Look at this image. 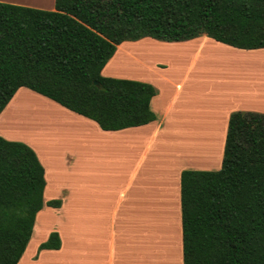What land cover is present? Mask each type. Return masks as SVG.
<instances>
[{"label": "trees", "instance_id": "16d2710c", "mask_svg": "<svg viewBox=\"0 0 264 264\" xmlns=\"http://www.w3.org/2000/svg\"><path fill=\"white\" fill-rule=\"evenodd\" d=\"M202 35L264 49V0H55L54 11L0 3V113L25 87L103 131L146 125L157 90L101 70L123 42ZM44 185L34 151L0 137V264L21 257ZM180 199L183 264H264V114L229 115L221 168L182 171ZM59 245L51 233L39 249Z\"/></svg>", "mask_w": 264, "mask_h": 264}, {"label": "crops", "instance_id": "0c3cea01", "mask_svg": "<svg viewBox=\"0 0 264 264\" xmlns=\"http://www.w3.org/2000/svg\"><path fill=\"white\" fill-rule=\"evenodd\" d=\"M0 3L55 10V0ZM158 49L170 55V62L149 59ZM214 50L231 52L227 53L229 56L241 55L237 59L264 54V49H237L205 35L171 43L142 38L116 47L101 75L148 83L157 90L149 104L156 119L138 127L103 131L94 121L28 88L21 87L14 93L0 113V122L11 111L18 118L19 110L24 111L26 119L25 105H29L33 112V116L28 115L33 125L30 131H36L38 125L40 133L38 115L46 114L44 137L22 140L43 167L45 185L43 207L35 216L30 238L17 264H183L181 172L218 171L229 115L235 111L264 114V107L234 105L212 121L213 96L205 88L203 93L198 92L195 79L192 82L187 71L178 76L175 62L183 51L192 52L194 62L202 52L214 56ZM123 62L126 69L135 67L145 72L139 76H131L129 70L123 73L117 69ZM232 88L235 91L236 87ZM0 128H4L3 123ZM0 137L14 141L2 131ZM200 138L213 141L211 146L218 150V155H209L205 162L196 163L188 150L183 152L180 147ZM49 201H59L60 206L49 207ZM51 233L58 235L59 248L40 250Z\"/></svg>", "mask_w": 264, "mask_h": 264}, {"label": "rangeland", "instance_id": "374dc122", "mask_svg": "<svg viewBox=\"0 0 264 264\" xmlns=\"http://www.w3.org/2000/svg\"><path fill=\"white\" fill-rule=\"evenodd\" d=\"M228 51H230V50H228ZM212 53L214 56H211L210 52H207V53L202 52L199 55H197L195 61L193 62L192 52L191 53H188L185 51L181 52V55L179 57L180 59L178 60V62H175V64L178 66V69L175 70V73L178 74V76H179L182 72L187 71V73H190V78H192V82H193V78L195 79L194 80V83H195L194 87L198 90V92L203 93L204 92L203 89L205 88L207 90V92H209L213 96L212 107L214 109H213V116H211V117H212V121H216L220 115V114L218 115V113L221 112V116H222V111H224L228 106L255 105V104H250V103H243L240 100L241 98H237V96L234 94V91H233L234 89L232 87H236V88H238V87L233 86L232 81L230 80V78L232 77V70H230V69L231 68H240L241 70H238V71L242 74V77L245 80H247L246 83L247 82L249 83L250 80H252V78H253V77H251L253 75H249V73H251V72H253L254 74L255 73L260 74V76L262 78H264V72H261V71H264V62H263L264 61V54L255 56L253 58H246L243 56L242 58L237 59V56H241V55L232 54L234 56H229V54H227V53H231V52L225 53V52L219 51V50L218 51L214 50ZM152 54H153V56L149 59L162 58V59H165L168 62H170L168 60L170 55L165 54L160 49L155 50ZM120 65L122 67H118L117 69H121V70H125V71L129 70V73L131 74V76H135V75L139 76L140 74L145 72L144 70L140 71L139 69H137L135 67H133L132 69H130V68L126 69V68H124L125 67L124 62L121 63ZM234 72H236V71H234ZM143 76H147V75L144 74ZM229 84L232 85V87L229 86ZM235 101H236V103L234 104ZM25 106H28V114L26 113L27 115H25L26 119H24V116H23L24 111L19 110V111H16L18 118L15 117V112L11 111V112H9V114H7V116L5 118L3 117L1 122H0V124H2V123L4 124V128L3 129L0 128V131L4 132L10 138H13L14 141H19L22 143H23V141H22L23 139L28 140L30 137H35V138L41 137V138H43L44 134H43L42 130H43V126H45V123H46V114L44 112H41L38 115L39 119H37V121H39L41 132L39 133V128L37 125L36 131L33 130V133H32L30 131V127H33V125H31L29 123L31 118L28 117V115L33 116V112L31 114V110H30L29 105H25ZM255 107L263 108L259 105H255ZM242 112H246V111H242ZM11 115H12V118L10 117ZM207 115H208V112H207ZM13 116H14V118H13ZM207 117H209V116H207ZM18 122H19V124H18ZM14 125H16L15 126L16 128L14 127ZM24 125H26V127H28V128L27 129L24 128ZM26 130H28V131H26ZM10 134H12V135H10ZM169 138L171 139L172 135ZM195 141H197V142H195ZM195 141L194 142L189 141L188 143L184 142L182 145H184V147H185V145H187V147H185V148H182V146L180 147L177 140L174 142H177L178 146L181 148V150L183 152H185L187 149L188 150L187 152L191 156V158L196 159V163L205 162V160H207V159H205V157H209V155H215L212 157H216L218 155V150L216 149V151H215L214 150L215 148H212V146H211V142H213V141H206L205 138H200L199 140H195ZM218 147H219V142H218L217 148ZM210 149H212L215 153L213 154L212 152H210ZM196 150L197 151L199 150V152H200L199 155H196ZM206 150H208V151H206ZM200 155H201V157L199 158ZM222 157H223V154H222ZM210 160H211V158H210ZM213 162H215V161H213ZM41 264H45V262H42Z\"/></svg>", "mask_w": 264, "mask_h": 264}, {"label": "bare ground", "instance_id": "6f19581e", "mask_svg": "<svg viewBox=\"0 0 264 264\" xmlns=\"http://www.w3.org/2000/svg\"><path fill=\"white\" fill-rule=\"evenodd\" d=\"M230 70H232V77L230 78V80L232 81L233 86L238 87L234 91V94L237 96V98H241L240 100H248V102H250L251 104L264 107V78H262L260 74L257 73L254 74L253 72H251L249 73V75H253L251 76L253 77L252 80H250L251 83H246V80L242 77V74L238 71L241 70L240 68H231ZM123 73H126V71L123 70ZM244 84L245 86H243ZM15 126L16 125H14V127ZM24 128L27 129L28 127L24 125ZM196 153L197 155H199L200 153L199 150L198 151L196 150Z\"/></svg>", "mask_w": 264, "mask_h": 264}, {"label": "water", "instance_id": "95a60500", "mask_svg": "<svg viewBox=\"0 0 264 264\" xmlns=\"http://www.w3.org/2000/svg\"><path fill=\"white\" fill-rule=\"evenodd\" d=\"M93 85L98 86V84L96 82H93Z\"/></svg>", "mask_w": 264, "mask_h": 264}]
</instances>
